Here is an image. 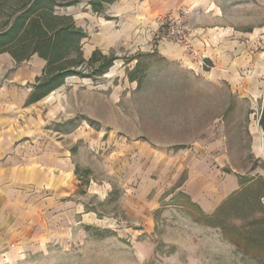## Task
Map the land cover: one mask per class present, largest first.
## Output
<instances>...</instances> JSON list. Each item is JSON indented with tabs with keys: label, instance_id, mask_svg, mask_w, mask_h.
<instances>
[{
	"label": "rangeland",
	"instance_id": "obj_1",
	"mask_svg": "<svg viewBox=\"0 0 264 264\" xmlns=\"http://www.w3.org/2000/svg\"><path fill=\"white\" fill-rule=\"evenodd\" d=\"M27 2L2 1L0 30ZM59 10L87 32L86 60L96 48L117 60L26 105L40 58L0 55V188L31 233L0 264H264V0ZM177 30L190 47L168 37ZM136 56L141 85L128 78ZM220 115L240 187L201 221L179 144Z\"/></svg>",
	"mask_w": 264,
	"mask_h": 264
},
{
	"label": "trees",
	"instance_id": "obj_2",
	"mask_svg": "<svg viewBox=\"0 0 264 264\" xmlns=\"http://www.w3.org/2000/svg\"><path fill=\"white\" fill-rule=\"evenodd\" d=\"M2 1L0 0V4ZM116 1L89 0V5L93 12L101 14L107 5ZM79 2L80 0H29L18 10L13 21L0 30V54L7 52L18 63L30 60L35 54L46 61L42 74L36 77L33 89L25 101L26 105L42 100L58 90L69 77L103 75L117 60L114 54H102L99 49L92 52L89 60L84 57L82 41L87 38V32L77 25L73 15L59 10ZM135 58L136 65L129 70L128 78L131 82L137 81L138 85H141L147 66L138 56ZM259 125L264 130V105ZM183 194L190 200L191 205L196 207L197 212L201 213L200 220L205 221L206 215L200 206L187 194Z\"/></svg>",
	"mask_w": 264,
	"mask_h": 264
},
{
	"label": "crops",
	"instance_id": "obj_3",
	"mask_svg": "<svg viewBox=\"0 0 264 264\" xmlns=\"http://www.w3.org/2000/svg\"><path fill=\"white\" fill-rule=\"evenodd\" d=\"M3 53L10 55L7 52ZM168 53L173 55L171 51ZM14 61L17 62L15 59ZM45 64L46 61L40 58L41 71ZM18 73L20 77H23V73ZM227 105L224 104L222 107H227ZM224 118L227 117L220 115L205 124L197 121L195 123L196 133H202H199L197 139L192 143L179 144L180 154L188 156L187 161L179 166L176 171L178 174L180 170H187L186 178L181 183L182 190L208 215L216 212L228 197L240 187L234 170L227 171L228 169L225 168L227 163H231V159L225 151L228 147V140L224 131L230 129L229 124L227 126L228 121L225 122ZM204 126H206L205 129H203ZM215 132L219 133V136H214ZM206 135H209L207 141ZM1 170L3 174L0 175V181L6 174L2 167ZM12 207L13 205L8 203V196H4L0 188V248H9V256L14 258L17 256V249L21 248L20 243L26 241L25 238L31 233L28 230L26 219L22 215L19 216Z\"/></svg>",
	"mask_w": 264,
	"mask_h": 264
},
{
	"label": "built area",
	"instance_id": "obj_4",
	"mask_svg": "<svg viewBox=\"0 0 264 264\" xmlns=\"http://www.w3.org/2000/svg\"><path fill=\"white\" fill-rule=\"evenodd\" d=\"M164 20H158V23L162 22ZM170 36V38L173 36L174 39L173 40H176L180 45H186L187 47H190L188 45V41L187 38L182 34V31L181 30H177L173 33H169L168 37ZM192 47V46H191ZM191 51L192 52H196L194 50V48L192 47L191 48ZM8 252H9V248H0V261H3V262H7L8 260Z\"/></svg>",
	"mask_w": 264,
	"mask_h": 264
}]
</instances>
